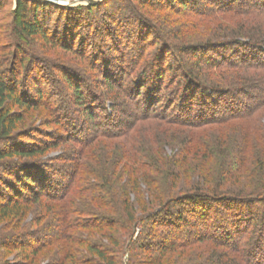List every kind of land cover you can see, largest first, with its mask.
<instances>
[{
    "label": "trees",
    "instance_id": "trees-1",
    "mask_svg": "<svg viewBox=\"0 0 264 264\" xmlns=\"http://www.w3.org/2000/svg\"><path fill=\"white\" fill-rule=\"evenodd\" d=\"M33 1L15 0L20 22L18 29L31 36L43 32L36 17L38 6ZM243 1L210 0L213 6L210 13L220 11L235 16L252 13L264 18V0H247L250 9H243ZM29 2L33 4L31 7ZM189 4L194 5L192 1ZM66 30L61 35L68 40ZM44 36L42 33L41 37ZM108 42L109 39H96L94 50L98 51L93 53V57L99 56L97 61L103 67L104 77L118 79L123 72L118 66L112 68L113 58H105V50H102ZM195 48L191 55L201 52L198 60L207 62L210 59L209 68L213 71L238 64L237 70L243 67L264 72L263 40L228 38L199 44ZM162 52L159 51L147 64H130L131 83L127 91L135 101L134 111L128 108L120 110V113L113 112L106 99L98 98L91 90L82 92L87 118L92 120L98 112L104 116L96 132L101 140L94 142L88 151L80 150L77 158L71 159L74 163L55 169L40 166L36 161L48 148L35 145L0 149V220L12 222L19 218L21 221L31 206L40 207L44 203V215L39 217L36 225L43 223L45 226L50 222L52 231L63 234L65 230L75 229L87 233H82V236L93 237L99 233L119 247L110 250L107 245L87 244L86 250L96 260L93 264H126L123 259L125 241L128 238L129 252L134 250L137 244L132 241V236L137 226L145 230L149 222L163 215L166 225L177 230L188 227L186 217L191 215L199 218L200 224L195 225L204 228L205 234L192 237L193 241L184 247L204 246L210 242L207 238L210 213L205 215L203 211L209 210L210 204L215 207L223 205L225 207L220 210L225 211L227 218L217 221L218 229L212 230L214 241L210 243L215 247L227 246L240 251L241 261L227 257L225 261L216 260L215 264H264V216L258 219L250 217L258 229L252 239H248L245 249H241L243 245L239 241L242 229L249 222L247 217L251 204L264 199V139L257 130L249 128L229 135L226 133L229 128L224 127L236 121L229 119L237 117H246L239 121L249 124L254 117L250 116L264 107V74L256 82L250 80L247 83V80L243 82L247 83L245 85L226 86L200 82L182 67L174 70L171 67L166 69L173 72L170 81L174 89L170 92L169 85L164 86L163 83ZM197 70L200 71V66ZM161 102L163 107L156 111ZM27 105L18 97L16 85L7 79L0 67V144L12 143L17 138L13 132L22 122V117L11 112L12 106ZM122 115L135 117L127 123ZM64 119L67 132L80 137L73 141L84 144L85 129L72 119ZM96 126L95 123L94 129ZM208 127L220 128L213 132ZM204 130H210L218 141L215 146H209ZM254 136L257 139L254 140ZM99 146L106 154L91 156L89 151H95ZM254 150L257 151L256 159L253 158ZM206 165L216 168L207 170L209 166ZM77 175L79 179L75 189L67 195L63 188L64 179ZM81 195L90 201L87 210L78 207L76 198ZM24 234L0 239V250L8 248L9 240L20 241L22 250L31 249L35 245L33 241L26 243L22 240L26 237ZM44 247L42 243L36 245L25 258L34 259ZM147 252L145 259L137 261V264H164V260L175 252V247L157 243ZM131 260L132 256L127 264ZM54 264H63V261Z\"/></svg>",
    "mask_w": 264,
    "mask_h": 264
},
{
    "label": "rangeland",
    "instance_id": "rangeland-1",
    "mask_svg": "<svg viewBox=\"0 0 264 264\" xmlns=\"http://www.w3.org/2000/svg\"><path fill=\"white\" fill-rule=\"evenodd\" d=\"M66 1L67 5L48 4L40 0L33 1L38 6L36 17L43 32L31 36L23 34L18 29L20 22L15 11V0H0V67L7 79L16 85L18 97L28 103L26 107L12 106L11 112L18 113L22 117V122L13 132L17 134V138L9 144L1 143L0 149L29 145L48 148L36 161L40 166L55 169L57 166L74 163L71 159H76L80 150L88 151L94 142L101 140L96 132L104 115L98 112L92 120L87 118L84 114L86 100L82 99V92L91 90L98 98L106 99L113 112L120 113V110L128 108L134 111L135 101L127 91L131 83L130 64H147L159 51H164L161 55L160 66L163 69L164 86L169 85L168 91L170 92L174 89L170 81L173 72L166 69L171 67L173 70L175 67H182L200 82L220 83L226 86L241 85L247 80V83L250 80L256 82V79L263 78L264 72L243 67L237 70L238 64L232 67H230L231 64L222 66L213 71L209 68L210 59L207 62L198 60L201 52L191 55L195 52L196 45L217 40L254 37L264 41V18L260 16L252 15V13L235 16L220 13V11L212 14L210 10L213 6L210 0ZM189 1H192L194 5L189 4ZM32 5L29 2V7ZM242 5L243 9H250L247 6V0H244ZM67 27L69 29L66 30ZM64 30L67 31L68 40L61 35ZM42 33L44 37H41ZM96 39H109L107 46L102 50H105V58L106 56L113 58V63H115L112 64V68L118 66L123 72V76L120 75L118 79L116 78L117 80L108 78V76L104 77L103 67L97 61L99 56L93 57V53L98 51V49L94 50V45L97 44ZM196 61H198L197 65ZM199 66L200 71L197 70ZM163 104L161 102L156 111L160 110ZM122 116L127 123L133 121L135 117ZM250 117L253 119L249 124L239 121L246 117L234 119L223 117L236 120L224 126L229 128L226 133L228 132L229 135L232 132L241 133L250 128L257 130L259 136L264 139V107L258 109ZM64 118L72 119L85 129L84 144L73 141L80 137L75 135L76 138L67 132ZM95 123L97 126L94 129ZM208 128H212L213 131L220 127ZM204 131L206 133L203 135L210 141L209 146H215L218 141L211 131ZM253 139L257 137L254 136ZM89 152L95 157L106 154L101 146ZM256 154L257 151L254 150V159L258 158ZM206 166H209L207 170L216 168L213 165ZM4 169L1 168V170ZM57 178L60 179L61 176ZM78 179V175L64 179L63 188L67 195L75 189ZM129 199L132 200V198ZM263 200L251 204V212L247 217L249 222L245 228L243 227V233L239 238L243 245L240 246L241 249L246 248L248 239L253 237L258 229L254 219L250 217L258 219L264 216ZM76 201L81 209L87 210L89 207L90 201L84 198V195L78 196ZM208 206L210 209L203 213L205 215L210 213L207 238L213 242L212 230L217 228V221H222L227 217L224 216L225 211L220 210L225 206L215 207L216 205L212 204ZM45 207L44 203L40 207L31 206V210L25 213L21 221L18 220L19 218H15L12 222L0 220V239L5 240L15 234H24L25 231L27 232L24 234L26 237L21 239H24L26 243L33 241L32 244L35 246L40 243L45 245L32 259L25 257L35 246L25 251L19 248L20 241L9 240L8 248L0 250V264H54L61 261L63 264H93L96 260L86 250L87 244L107 245L110 250L119 247L111 239L107 240L99 233L94 234L93 237L82 236V233H87L75 229L65 230L63 234L60 231H52L50 222L45 226L43 223L36 225L39 217L44 215ZM186 221L188 227L175 230L166 225L164 216L161 215L149 222L145 230L137 226L132 236V241L137 244L134 250L129 252L128 238L125 241L123 249L126 252L123 253V259L126 260V264L130 256H132V264L145 259L148 254L147 250L152 249L157 243L173 244L175 247V252L164 260V264H197L207 263V261L215 264L216 260L225 261L227 257L232 261L234 258L241 261L240 251H233L227 246L215 247L210 242L205 243L204 246L196 244L185 248L184 244L191 241L192 237H202L205 234L204 228L195 225L200 224L199 218L187 215Z\"/></svg>",
    "mask_w": 264,
    "mask_h": 264
},
{
    "label": "built area",
    "instance_id": "built-area-1",
    "mask_svg": "<svg viewBox=\"0 0 264 264\" xmlns=\"http://www.w3.org/2000/svg\"><path fill=\"white\" fill-rule=\"evenodd\" d=\"M40 1H45V2H48L50 4H54V5L67 4V3H65V2H67L66 0H40Z\"/></svg>",
    "mask_w": 264,
    "mask_h": 264
},
{
    "label": "water",
    "instance_id": "water-1",
    "mask_svg": "<svg viewBox=\"0 0 264 264\" xmlns=\"http://www.w3.org/2000/svg\"><path fill=\"white\" fill-rule=\"evenodd\" d=\"M39 1V0H38ZM45 2V1H44ZM46 3H48V2H46ZM67 5V4H66Z\"/></svg>",
    "mask_w": 264,
    "mask_h": 264
}]
</instances>
